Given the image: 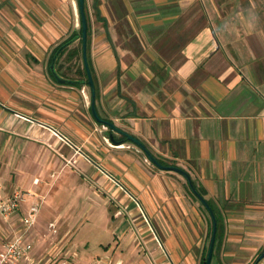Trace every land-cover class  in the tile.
<instances>
[{
  "label": "crops",
  "instance_id": "0c3cea01",
  "mask_svg": "<svg viewBox=\"0 0 264 264\" xmlns=\"http://www.w3.org/2000/svg\"><path fill=\"white\" fill-rule=\"evenodd\" d=\"M85 4L98 113L158 159L188 171L216 217L210 264H253L264 250V5L242 9L245 17L235 22L234 11L218 13L203 0ZM79 19L77 0H0V142L36 138L71 163L31 177L20 171L15 180L2 171L0 193L35 192L43 197L40 224L54 211L49 224L66 216L73 228L87 214L95 219L88 184L100 181L120 208L113 223L101 220L102 256L117 254L111 264L122 263L133 236L145 251L143 264H200L212 221L185 177L158 168L116 132L111 139L91 114L89 86L59 83L50 74L52 50L78 34ZM73 39L57 61L64 75L68 50L77 65ZM104 127L109 146L96 132ZM44 178L51 181L42 184ZM82 206L87 210L73 226ZM23 208L0 218L9 225L0 230L2 238L16 229Z\"/></svg>",
  "mask_w": 264,
  "mask_h": 264
},
{
  "label": "rangeland",
  "instance_id": "374dc122",
  "mask_svg": "<svg viewBox=\"0 0 264 264\" xmlns=\"http://www.w3.org/2000/svg\"><path fill=\"white\" fill-rule=\"evenodd\" d=\"M203 1L208 9L215 8L217 6L218 13L228 12L230 15V12L234 11L235 14H232L233 17L230 18H233L232 20L235 22H239V19L245 17L244 14H241L242 9L250 7L251 5L255 8L262 7L264 5V0ZM254 17L260 19L263 15H254ZM73 40L74 39L70 40L68 45ZM78 40L79 39H77V42L75 43L77 47L79 46ZM81 65L82 58L78 54L77 65L68 59L65 73L69 76H78L75 71V67L79 66L80 68ZM96 132L102 135L100 139L104 145H111L106 134L107 129H105V127ZM116 134L119 135L118 133ZM23 140V142H20L17 138H14V140H10L8 142L6 140H1L0 142V172H7L8 176L11 177L12 180L16 179L17 174L20 171L25 172V174H28V177H31V173L39 175L45 168H52V170L55 168L60 171L62 168L71 165V163H68L69 165L67 164V160L58 153L56 150L57 148L53 149V146L48 145L46 141L37 140L36 138H23ZM26 140H33L37 143L40 141L38 144H42L43 148H40L39 150L38 144L33 142L26 143ZM99 146L97 145V147ZM131 146L134 147V145ZM98 153L101 155V151H98ZM73 167H75V165H73ZM49 180L51 181V179L44 178V182H42V184H47ZM77 181L81 182L84 180L79 176ZM57 184L59 185V183ZM57 184L54 182V185L51 187L50 190L52 194L55 193ZM46 187L48 188L49 185H46ZM88 187L93 191L95 196V219L94 213L92 212L91 214H87L86 219L84 218L81 222H79V224H75L76 220L79 219V217H81L87 210L85 206H82L83 211H79L74 215L75 217H73L72 224L73 226H76L73 228L66 226L68 225L67 222H69V218L66 216H62L61 221L59 220L60 222L50 225L49 221L56 220L54 211H52V214H49L46 217V220L41 224L38 222L37 216V223L35 222L30 231L25 235L26 239L33 245L31 252L33 257L30 261L21 262L20 264H111L110 260H115L116 256L113 255L117 254H110V260L105 258V256H102V249L105 246V238L101 235V220L104 216H106V221L112 220L113 223L117 219L114 212L116 209L120 208H118L119 206H116L117 202L114 195L111 193V190H108L100 181H95L93 186L88 184ZM44 191L46 192L45 188ZM59 197L61 198L62 195ZM118 215L120 214H117V216ZM38 224L41 225L39 234L37 233ZM8 226L7 224H0V230L5 229ZM87 226H92L91 230H87ZM3 239L4 237L2 238L0 235V246ZM138 240V238L133 236L132 239L128 238L125 241V244L128 245L127 249L130 250L126 255H121V264H143L142 261L145 260V254L143 253L145 251L139 249L138 245L140 244H138ZM127 249L124 248L121 251L127 252Z\"/></svg>",
  "mask_w": 264,
  "mask_h": 264
},
{
  "label": "water",
  "instance_id": "95a60500",
  "mask_svg": "<svg viewBox=\"0 0 264 264\" xmlns=\"http://www.w3.org/2000/svg\"><path fill=\"white\" fill-rule=\"evenodd\" d=\"M84 3H85V0H77L78 12H79V17H80V22H81V31H80L81 58H82L83 67L85 69L86 76H87V84H88L89 89H90V111H91V114L97 122L105 124L106 126H108L111 129V133L109 135L111 139H114L113 132H116L118 134H123L128 140H130L131 142L136 144L144 152L147 159L150 162H152L155 166H157L158 168H161V169H169V170L177 171L185 177L190 190L198 197V199L201 201V203L208 210L210 217H211L212 229H211L209 243H208V247H207V251H206V255H205V259H204V263H203V264H210L212 253H213L214 242H215L216 217H215V214H214L211 206L209 205L208 201L195 188L188 171H186L185 169H183L180 166H177L175 164H164V163L160 162V160L146 147V145L138 137H136L135 135L123 130L122 128L117 126L111 119L102 117L96 109V106H95V85H94V80L92 77V73H91L90 66L88 63V58H87V49H86V47H87V18H86V14H85V10H84ZM61 48H62V46H60L58 48V50L55 52V54L53 55L51 62L49 64V68H50V70H51V72H52V74H53V76L57 82H59V83H73L75 80L61 76L54 67L55 58H56V56H57V54ZM262 256H264V250H262L258 254L255 261L260 259Z\"/></svg>",
  "mask_w": 264,
  "mask_h": 264
},
{
  "label": "built area",
  "instance_id": "2783aa9c",
  "mask_svg": "<svg viewBox=\"0 0 264 264\" xmlns=\"http://www.w3.org/2000/svg\"><path fill=\"white\" fill-rule=\"evenodd\" d=\"M37 183L38 178H33ZM1 191V183H0ZM35 192L16 188L10 193L1 195L0 193V218L8 219L12 214L18 212L23 207V214L18 222L17 229L6 235L0 246V264H20L32 259L33 245L25 235L37 219L39 208L43 197L31 199ZM51 225V224H50ZM253 264H264V256L253 262Z\"/></svg>",
  "mask_w": 264,
  "mask_h": 264
},
{
  "label": "trees",
  "instance_id": "16d2710c",
  "mask_svg": "<svg viewBox=\"0 0 264 264\" xmlns=\"http://www.w3.org/2000/svg\"><path fill=\"white\" fill-rule=\"evenodd\" d=\"M84 10H85L86 18H87V47H86V49H87V58H88V63H89V62H90V61H89V34H90V32H89V19H88L87 8H86V4H85V3H84ZM79 20H80V19H79ZM80 31H81V22H80V25H79V30H78V34H77V35H76V34H73V35L68 36L66 39H64V40L61 41L58 45H56V46L54 47V49L52 50L51 55H50V59H49V64H50L51 59H52L53 55L55 54V52L58 50V48H59L60 46H62V48H61L60 51L58 52V54H57V56H56V58H55V61H54V67H55L56 70H57V61H58L59 57L65 52V50H66V48H67V45H68L69 41L72 40L74 37H78V39H79V40H78V41H79V46H78V48H77V52L79 53V56H81V38H80ZM75 52H76V51H75ZM73 54H74V52H73L72 50H68V51L66 52V58H67V59H71V57H72ZM89 66H90V64H89ZM90 70H91V67H90ZM49 71H50V74L53 76V74H52L50 68H49ZM57 72H58V70H57ZM58 73H59V72H58ZM76 73L78 74V76H69V75H64V74H61V73H59V74H60L61 76H64V77H67V78H70V79L75 80L73 83L80 84V85H81V84H86V85H88V84H87V76H86L85 69H84V67H83V63H82V65H81V67L78 68V69L76 70ZM53 77H54V76H53ZM95 97H96V88H95ZM100 124H102V123H100ZM102 125L106 126L105 124H102ZM107 127H108V126H107ZM108 129H109L110 132H111V129H110L109 127H108ZM118 138H119L121 141H129V142H130V140H128L123 134H119ZM114 139H115V138H114ZM159 160H160V162L166 164L165 161H162L161 159H159ZM205 255H206V254H204V255L202 256V259H201V261H200V264H203V263H204ZM255 259H256V258H255ZM255 259H254V261H255Z\"/></svg>",
  "mask_w": 264,
  "mask_h": 264
}]
</instances>
